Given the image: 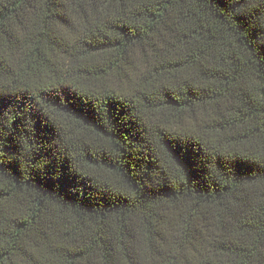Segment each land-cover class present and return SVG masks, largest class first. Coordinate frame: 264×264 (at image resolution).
Masks as SVG:
<instances>
[{
  "label": "trees",
  "instance_id": "obj_1",
  "mask_svg": "<svg viewBox=\"0 0 264 264\" xmlns=\"http://www.w3.org/2000/svg\"><path fill=\"white\" fill-rule=\"evenodd\" d=\"M0 264H264V0H0Z\"/></svg>",
  "mask_w": 264,
  "mask_h": 264
}]
</instances>
